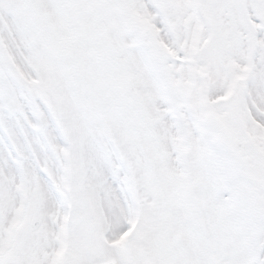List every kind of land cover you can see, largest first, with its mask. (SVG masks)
<instances>
[{
    "label": "snow or ice",
    "instance_id": "obj_1",
    "mask_svg": "<svg viewBox=\"0 0 264 264\" xmlns=\"http://www.w3.org/2000/svg\"><path fill=\"white\" fill-rule=\"evenodd\" d=\"M0 264H264V0H0Z\"/></svg>",
    "mask_w": 264,
    "mask_h": 264
}]
</instances>
